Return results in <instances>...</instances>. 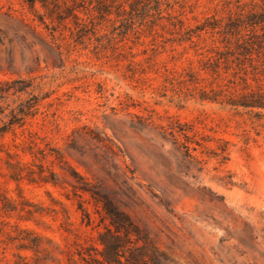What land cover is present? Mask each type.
I'll return each instance as SVG.
<instances>
[{"label":"rangeland","instance_id":"1","mask_svg":"<svg viewBox=\"0 0 264 264\" xmlns=\"http://www.w3.org/2000/svg\"><path fill=\"white\" fill-rule=\"evenodd\" d=\"M225 1L161 0L128 25L85 0L94 26L80 31L64 0H0V264H83L77 251L100 249L107 221L81 187L166 264H264V110L227 104L264 94V49L250 58L195 30L226 21ZM169 123L189 152L155 128Z\"/></svg>","mask_w":264,"mask_h":264},{"label":"trees","instance_id":"2","mask_svg":"<svg viewBox=\"0 0 264 264\" xmlns=\"http://www.w3.org/2000/svg\"><path fill=\"white\" fill-rule=\"evenodd\" d=\"M23 1L31 8L36 3H39L43 9H48L46 5L49 0ZM89 1L91 10L95 11L101 19L105 20L108 16L114 15L115 19H119L120 22L128 25L133 24V17L136 14H146L145 16H148V9L152 5L156 8L157 14H161V0H94L95 5L92 4V0ZM259 1L262 5L257 0H236L233 6L234 9L231 4L232 2L225 1L223 3V11L225 10L227 14L226 21L216 20L212 17L211 22L202 23L196 26L195 30L197 32L211 31L212 34L222 36L223 41L226 43H233L247 57L251 58L253 52L259 57V53L264 49V0ZM80 2H85V0H64L59 15H62L60 19L71 18L80 31H84L94 25L91 19L86 21L79 17V9L83 7L80 5ZM54 7L59 9L57 5ZM168 18L172 19L175 17L169 14ZM19 22L27 27L23 21L20 20ZM177 22L182 29L183 22L181 20ZM28 28L31 29L30 26ZM31 30L38 36L33 29ZM259 31L262 32L261 35H258ZM247 36L248 39L244 38ZM203 93L200 99L210 102L217 101L215 96L209 97ZM227 104L248 110H264V94L251 91L242 95L236 101H228ZM155 128L162 136H169L176 148L182 147L187 152L190 151V147L188 146V131L185 126L169 123L166 126L156 125ZM180 137L184 138L185 143H180ZM78 190L89 193L96 204L101 203L103 212L101 218L102 221H107V224H104V232L98 235L100 249L94 248L92 250L77 251V255L83 264L167 263L164 254L141 234L136 225L123 211L111 204L106 194L96 190L94 187H81ZM79 210L82 211L87 219V225H90L91 220L88 213L81 206H79Z\"/></svg>","mask_w":264,"mask_h":264}]
</instances>
